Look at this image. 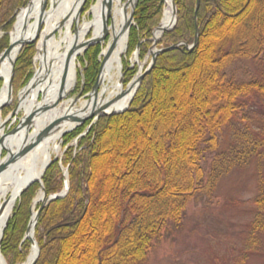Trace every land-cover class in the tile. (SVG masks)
I'll return each instance as SVG.
<instances>
[{"label":"trees","instance_id":"1","mask_svg":"<svg viewBox=\"0 0 264 264\" xmlns=\"http://www.w3.org/2000/svg\"><path fill=\"white\" fill-rule=\"evenodd\" d=\"M28 1L0 0V31H5L0 50L8 47L16 12ZM175 2L177 24L158 43L180 47L157 56L128 110L101 116L78 138L75 149L69 146L65 151L62 165L68 166L70 188L39 216L36 264L68 261L72 241L88 235H92V259L85 264H150L152 252L181 233L192 201L203 196L211 201L223 177L248 168L254 160L264 161V0H200L196 18L197 0ZM164 3L139 0L128 54L141 40L140 54H146ZM196 27L199 40L190 50L187 46L194 42ZM100 44L85 53L89 61L85 92L98 74ZM35 52V45L27 44L19 53L14 84L32 76ZM249 61L254 69L243 65ZM189 71L190 84L177 105L174 89L167 83L176 73L181 82ZM126 72L130 79L136 69ZM255 102L257 110L251 109ZM90 123L69 132L66 142ZM137 132L141 135L133 138ZM43 182L48 194L63 189L58 159L47 168ZM40 187L36 182L21 195L5 229L1 251L9 264L28 255L31 242L25 234ZM253 203L258 210L248 246L256 244V232L264 228L261 182ZM85 248L72 252L80 258ZM247 254L241 258L245 260Z\"/></svg>","mask_w":264,"mask_h":264},{"label":"bare ground","instance_id":"2","mask_svg":"<svg viewBox=\"0 0 264 264\" xmlns=\"http://www.w3.org/2000/svg\"><path fill=\"white\" fill-rule=\"evenodd\" d=\"M44 1L31 0L18 13L11 31L12 42L25 41L36 36L41 24L35 74L21 93L19 109H24L25 113L14 132H6L1 126L0 111V165L8 163L0 173V238L22 190L28 184L41 178L49 161L60 152L63 135L77 125L78 122L65 117L72 114L83 117L88 115L92 109V103L86 109V101L73 105V98H68L78 83V57L84 51L89 33H92L91 37L94 39L101 38L106 31L110 36L103 50V57L108 51V46L116 39V46L104 61L100 71L99 100L101 102L115 100L108 111H119L129 105L134 93L133 83L125 87L119 80L123 69V58L127 52L126 27L130 16L128 7L131 6L132 0H97L90 10L92 18L84 19V21H81L79 14L82 0H51L49 6L47 4L43 10ZM165 5L162 22L159 29L155 31L156 39L162 35L164 29L170 28L175 20L172 0H165ZM245 9L246 5L240 12ZM106 19L108 20L107 25L105 24ZM17 47L18 45L0 65V81L3 80V85H0V106L9 99L8 82L11 61L16 55ZM191 76L192 72H187L183 80L174 88L177 105L186 87L190 84ZM12 100L13 94L10 102ZM29 118H31L30 122H28ZM57 119H61L60 123L55 125L47 136L36 141L38 134ZM138 135L141 133L137 132L133 138ZM31 143L33 147L25 155L9 161L21 148ZM4 152H6L5 155ZM43 198V190H40L33 205L32 235L36 208ZM91 238L92 235L76 237L72 241L69 260H64L61 264L89 262L92 259L89 245ZM82 245L86 248L81 250V257L78 258L72 250L80 251ZM36 252L35 247L23 264H28ZM0 264H7L1 254Z\"/></svg>","mask_w":264,"mask_h":264},{"label":"rangeland","instance_id":"3","mask_svg":"<svg viewBox=\"0 0 264 264\" xmlns=\"http://www.w3.org/2000/svg\"><path fill=\"white\" fill-rule=\"evenodd\" d=\"M96 1L97 0H91L90 4L87 3L88 0L84 2L83 8L80 12L81 21L92 18L90 10ZM49 4L50 2L48 3V6ZM165 6L166 5L164 3V8ZM233 8L234 12L238 9V7ZM128 12L129 14L131 13V6L128 7ZM160 23L156 27H158ZM224 25L225 24L222 23L220 26L223 27ZM12 29L8 31V33H10ZM3 32L5 33V31ZM8 36L9 45L11 39L9 34ZM91 36L92 33H89L87 38H90ZM2 38L3 37H1V39ZM150 39L152 44L143 57L140 54L141 45L140 48L137 49L136 52L134 51L132 54H128V52H126V55L123 58V86L126 87L129 82L138 74L140 69L144 70L150 64L152 59V50H155L156 48L160 49L161 47H167L166 45L159 43L155 45L153 42V36ZM107 43L108 39H106L104 43L100 44L102 50ZM33 44L35 45L36 52L32 60V76L28 79V81H21L17 84H14L13 80V100L0 110L2 121L8 118L4 127L6 132H10L13 128H15L25 113L24 109H19V103L23 89L35 74L37 42ZM92 45L87 46L83 53L78 57V83L75 89L68 95V98H74L80 93V101H84L88 98V93H90L92 90V88L88 92H85L84 90V71L86 66L89 65V61L86 59L85 53ZM4 50L5 48H1L0 54ZM135 53L138 54L137 59L135 57ZM100 56L98 58L99 61H101ZM126 65L128 66L127 68ZM243 65L254 69L250 61ZM128 69H136V73L130 79H128V76L126 75V71ZM98 75L99 69L97 77ZM179 80L180 74L176 73L172 78L169 79L167 85L170 84L169 86L174 89L175 86L180 83ZM0 82L2 85L3 80ZM258 105L259 104H257V102L252 103L251 109L255 108V110H257L259 107ZM15 109L16 111L12 113ZM88 126L89 125H87L85 128V131L88 129ZM67 134L68 133L63 135L60 152L55 155L59 160L64 158L65 151L69 146L75 149L78 144L77 138L79 136L73 137L68 142H66L65 136ZM5 154L6 152H4V155ZM260 182L262 183L264 190V161L260 162L259 164L254 160L248 168L236 170L223 177L220 180L216 193L211 201L206 196H203L197 201L194 200L191 202L185 227L181 233H174L171 239L163 243V245L152 252L150 256V264H264V228H262V230L259 229L256 232L258 236L256 244L251 246L247 245V239L251 232V227H253L252 225L256 219V211L258 210L256 205L253 203V199L259 194ZM39 192L40 188L36 191L33 198L30 210L31 214L34 200ZM39 205L40 203L37 205V208ZM31 251L32 245L30 246V250L28 251V255L26 256L25 260L17 262L16 264L25 262ZM245 251L248 252V256L244 260L241 257ZM5 260L8 263L6 258Z\"/></svg>","mask_w":264,"mask_h":264},{"label":"water","instance_id":"4","mask_svg":"<svg viewBox=\"0 0 264 264\" xmlns=\"http://www.w3.org/2000/svg\"><path fill=\"white\" fill-rule=\"evenodd\" d=\"M31 1V0H30ZM86 0H82V3H81V6L79 8V14L83 8V4ZM138 1L139 0H132L131 1V13H130V16H129V20H128V24H127V32L129 34V30H130V27L131 25L133 24V20H134V12H135V9H136V6L138 4ZM30 3V2H29ZM28 3V4H29ZM199 3H200V0H197V4H196V10H195V18L197 17V12H198V8H199ZM48 4V0H45L44 3H43V10H45L46 6ZM172 6H173V9H174V16H175V20L173 22V24L170 26V28H167V29H164V31H168V30H171L175 27L176 23H177V20H178V10H177V6H176V3H175V0H172ZM108 7L110 8V4H108ZM108 23V20L106 19L105 21V24L107 25ZM160 26H158L155 30L159 29ZM41 31V24L39 26V29H38V33L36 34L35 37L29 39V40H20V41H16L15 43L12 42V40L10 41V44L9 46L0 54V64L6 59V57L10 56L11 53L14 51V48H16V46L18 45L17 47V52H16V55L14 57V59L11 61V72H10V78H9V82H8V92H9V99H8V102L4 103L3 105L0 106V110L6 106L10 100H11V97H12V94H13V79H14V72H15V63H16V60H17V56L19 54V52L21 51V49L23 48L24 45L26 44H32V43H35L38 38H39V32ZM155 33V31H154ZM1 33H0V37H1ZM108 36V33L107 31L104 33V35L101 37V38H98V39H94L93 37L89 38L86 42H85V46H84V50L86 49L87 46L89 45H92L94 43H99V42H104L106 40ZM154 40V44L156 45L157 42H158V38L156 39L155 37L153 38ZM198 40H199V29L198 27H196V34H195V39H194V42L192 45L188 46V48L190 50H192L198 43ZM17 44V45H16ZM116 46V39L108 46V51L107 53L104 55V58H103V61L100 65V69H99V75H100V71H101V68L104 64V61L107 60V58L111 55V53L113 52L114 48ZM140 48V43L137 45V49ZM179 48V44H173V45H170L168 47H163V48H160V49H155V50H152V59H151V62L149 64V66L145 69V71L143 72H140L138 75H136V77L128 84V86H130L131 83L134 84V93H133V96H132V99L129 103V105L122 109V110H119V111H108V108H110V106L112 104L115 103V100H111V101H107V102H101L99 100V88H100V83H99V75L96 79V82L94 83V86L91 90L90 93H88V98L85 100L87 102V105H86V109L90 106V103H92V109L90 111V113L86 116H83V117H80L78 115H75V114H72V115H69L65 118L69 119V120H73V121H76L78 122L76 126H74L72 129L68 130L67 132L73 130L74 128H76L77 126L83 124L84 122H86L87 120H90V119H93L94 120H98L99 117L101 116H104V115H114V114H119V113H122L124 111H126L139 86H140V83L142 81V79L144 78V76L152 69V67L154 66L155 62H156V58L157 56L162 53V52H167V51H170V50H174V49H177ZM138 54H136L137 56ZM123 72H122V75L120 77V82L123 84L124 82V78H123ZM81 99V95L80 93L73 98V105H77V103L80 101ZM59 102V101H58ZM45 109H47V107H45ZM16 111V109L12 112L14 113ZM8 119V118H7ZM7 119H5L4 121H2L1 123V126L5 127V124H6V121ZM31 118L28 119V122H30ZM61 119H57L55 121H53L52 123H50L48 126H46L37 136V139L36 141H39L41 140L42 138H44L45 136H47L51 130L55 127V125H57L58 123H60ZM21 121L19 122V125H20ZM17 125L15 128H13L10 132H14L18 126ZM33 147V143L29 144V145H26L24 146L23 148H21L18 153L16 155H13L9 161H13L16 157L18 156H23L25 155L29 150H31V148ZM52 159L49 161V163L47 164V166L45 167V170L41 176V178L37 181L40 182L41 186H42V190H43V193H44V198L41 202V205L40 207L38 208V210L36 211L35 213V222H34V225L37 223L38 221V218H39V215L40 213L42 212L43 208L51 201L55 200V199H59V198H62L64 196L67 195L68 193V190H69V181H68V170L66 169L65 172H64V175H65V188L60 191L59 193H56V194H53V195H48L45 188H44V185H43V180H42V177L46 171V169L49 167V165L52 163ZM7 164L8 163H3L0 165V173L7 167ZM32 183L28 184L21 192V194L31 185ZM20 194V195H21ZM8 221L9 219L7 220L6 224H5V227H4V230H3V233L1 235V238H0V248H1V241H2V238L4 236V232H5V228L7 227L8 225ZM32 224H33V219L30 221L29 223V226L27 228V231H26V238H28L31 243H32V248H37V252L34 256V258L28 263V264H36L37 260H38V257L40 255V247L38 245V242L37 240L35 239L34 237V230H33V235L31 234V231H32ZM0 254H1V249H0ZM2 255V254H1ZM3 257V255H2ZM4 258V257H3Z\"/></svg>","mask_w":264,"mask_h":264}]
</instances>
